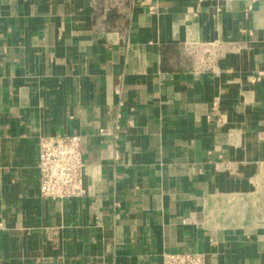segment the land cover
Wrapping results in <instances>:
<instances>
[{"label": "crops", "instance_id": "0c3cea01", "mask_svg": "<svg viewBox=\"0 0 264 264\" xmlns=\"http://www.w3.org/2000/svg\"><path fill=\"white\" fill-rule=\"evenodd\" d=\"M72 135L53 201L40 141ZM185 253L264 264V0H0V264Z\"/></svg>", "mask_w": 264, "mask_h": 264}, {"label": "built area", "instance_id": "2783aa9c", "mask_svg": "<svg viewBox=\"0 0 264 264\" xmlns=\"http://www.w3.org/2000/svg\"><path fill=\"white\" fill-rule=\"evenodd\" d=\"M109 136L108 129H101ZM219 166V165H218ZM82 137H43L39 147L40 190L44 197L60 201L85 194L83 186ZM163 264H207L206 255L200 253L167 254Z\"/></svg>", "mask_w": 264, "mask_h": 264}]
</instances>
